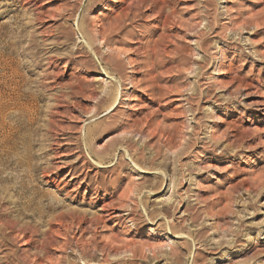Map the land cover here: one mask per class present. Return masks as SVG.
<instances>
[{"label":"rangeland","instance_id":"rangeland-1","mask_svg":"<svg viewBox=\"0 0 264 264\" xmlns=\"http://www.w3.org/2000/svg\"><path fill=\"white\" fill-rule=\"evenodd\" d=\"M0 264H264V0H0Z\"/></svg>","mask_w":264,"mask_h":264},{"label":"bare ground","instance_id":"bare-ground-1","mask_svg":"<svg viewBox=\"0 0 264 264\" xmlns=\"http://www.w3.org/2000/svg\"><path fill=\"white\" fill-rule=\"evenodd\" d=\"M90 1V0H89ZM142 14V13H140ZM124 24V23H123ZM97 35L98 37L100 36V43L104 44V45H109L111 43H115L117 42H123V40H121L119 38V33L120 32H116L118 30L121 29V27H113V25H110V27L108 29L104 28L103 25H97ZM116 36V38H118L119 40H115L113 37ZM94 38V36H92ZM109 49V48H108ZM110 52L107 54L106 57V61H105V65H115L116 63H114V61H118L116 59H119L120 56H129L130 54H132V52H130L129 50H125V49H121V50H111L109 49ZM120 60V59H119ZM127 60H129V57L127 58ZM145 60V59H144ZM132 63L131 60H129V64ZM115 67V66H114ZM117 88V87H116ZM118 91V89H117ZM115 92V91H114ZM109 94V93H108ZM110 97V94L108 95V98ZM112 98V97H111ZM116 98H117V92L116 94L113 96L111 103H110V107L109 108H113L115 106V102H116ZM167 146V145H166ZM105 166V165H104ZM107 166V165H106ZM64 242H68V240H64ZM65 246V245H64Z\"/></svg>","mask_w":264,"mask_h":264}]
</instances>
